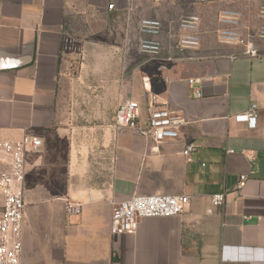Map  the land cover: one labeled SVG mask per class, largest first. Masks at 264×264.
<instances>
[{
  "label": "crops",
  "instance_id": "0c3cea01",
  "mask_svg": "<svg viewBox=\"0 0 264 264\" xmlns=\"http://www.w3.org/2000/svg\"><path fill=\"white\" fill-rule=\"evenodd\" d=\"M261 4L0 0V141L27 134L41 140L26 155L20 264H264V40L251 58L216 36L221 9L237 11L239 32L246 34L264 25L257 17ZM185 16L199 18L201 44L179 55L177 23ZM143 22L160 29L140 32ZM151 42L160 52L157 74L141 80L134 74L139 88L130 92L123 71L96 79L111 82L105 98L122 101L116 110L135 99L141 123L150 88L182 117L178 138L155 143L136 130H118L115 113L112 122L77 121L75 60L82 57L86 66L88 51L140 52ZM168 54L175 60L163 61ZM251 105L253 128L234 120ZM188 146L190 161L183 154ZM240 176L246 179L238 188ZM221 193L224 204L213 207L211 196ZM153 194L184 195L189 202L178 216L143 218L134 234L114 236V204ZM67 202L80 204V213L68 216Z\"/></svg>",
  "mask_w": 264,
  "mask_h": 264
},
{
  "label": "built area",
  "instance_id": "2783aa9c",
  "mask_svg": "<svg viewBox=\"0 0 264 264\" xmlns=\"http://www.w3.org/2000/svg\"><path fill=\"white\" fill-rule=\"evenodd\" d=\"M156 2L158 0H155ZM113 10L114 4L108 5ZM257 17L264 22V4L260 5ZM217 40L220 44L239 46L243 54L254 58L259 56L256 42L264 40V25L245 35L239 32V13L224 8L217 14ZM179 33L176 36L174 50L183 55L190 50H197L201 44L199 18L185 16L177 23ZM158 24L143 22L140 32H157ZM140 52L159 56L157 44L145 43ZM165 62L175 60L172 54L162 59ZM193 80H189L192 83ZM145 87V86H144ZM148 94L146 118L141 123V108L138 102L126 100L115 112L114 122L118 130L131 129L151 138L155 143L178 138V128L184 123L182 117L157 101V95L145 88ZM256 106L244 113L234 116L237 122H244L249 128L256 124ZM143 124V126H140ZM143 127V128H142ZM41 140L36 135H23L16 141H0V264H20L22 252L23 215L25 208V163L29 151H36ZM194 151L192 146L185 148L183 154L187 161ZM238 188L244 186L246 176H240ZM189 202L187 196L181 195H134L130 199L114 204L110 229L114 236L134 234L139 220L143 218H169L180 215ZM213 207H221L225 202L224 194H214L210 198ZM80 204L66 203V214L75 216L80 213Z\"/></svg>",
  "mask_w": 264,
  "mask_h": 264
},
{
  "label": "rangeland",
  "instance_id": "374dc122",
  "mask_svg": "<svg viewBox=\"0 0 264 264\" xmlns=\"http://www.w3.org/2000/svg\"><path fill=\"white\" fill-rule=\"evenodd\" d=\"M135 50L136 48L130 47L129 51H122L121 49L98 52L88 51L86 66L81 65L84 63L82 57L75 60L77 67L74 71V77L81 80L77 90L79 96L77 100L79 106L77 107V121L82 123L113 121L116 106L121 100L119 98H105L106 90L108 91L112 85L111 82L97 80L96 78L99 76L105 75L107 72L118 75L123 71L130 76V82L126 86H129V90L132 92V90L140 87L138 82L133 81L134 74H139L140 80L144 77L151 78L150 76L157 74V56L141 54ZM108 58L114 60L113 65L106 66L105 62ZM115 63L119 65H114ZM118 85L121 87V83H118ZM114 88L116 89V83ZM132 100L136 101L135 99Z\"/></svg>",
  "mask_w": 264,
  "mask_h": 264
}]
</instances>
